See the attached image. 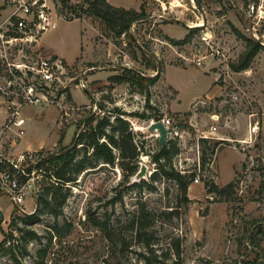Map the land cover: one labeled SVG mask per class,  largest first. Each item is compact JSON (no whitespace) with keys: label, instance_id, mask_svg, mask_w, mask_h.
Instances as JSON below:
<instances>
[{"label":"rangeland","instance_id":"1","mask_svg":"<svg viewBox=\"0 0 264 264\" xmlns=\"http://www.w3.org/2000/svg\"><path fill=\"white\" fill-rule=\"evenodd\" d=\"M261 2L146 0L138 11L141 20L121 36L88 14L78 11L67 18L89 20L99 34L96 42L107 40L106 60L82 66L95 67L88 76L101 75L86 78L87 90L72 87L68 107H23L22 127L10 123L7 107L0 104V158L5 162H0V185L6 173L24 183L22 171L38 159L66 152L87 118L93 116L94 126L119 110L143 144L139 165L145 162L152 172L160 170L151 159L159 149V134L148 127L153 119H171L180 135L169 137L167 143H176L180 151L166 168L184 177L187 194L181 183L162 175L156 181L148 176L146 187H129L132 182H124L118 165L88 169L69 188L47 178L44 171H34L27 180L36 186L26 194L22 209L0 189V243L7 238L0 247V264H146L147 251L127 223L130 215L120 217L143 210V222L151 226L146 238L156 242L152 264L173 256L171 245L178 239L183 264H264V51L250 69H230L246 50L236 31L263 41L264 19L250 13V6ZM62 22L58 28L65 26L68 37L81 35L80 23ZM90 39L88 30L84 46L90 58L99 59L104 49H93ZM114 76L130 82H111ZM214 115L219 120L214 121ZM21 155L26 159L19 160ZM11 164L19 172L14 173ZM56 170L51 167L50 173ZM231 183L224 194L210 191L212 185L222 190ZM45 188L56 194L54 208L68 196L62 215H43L37 223L25 224L21 218L36 211ZM95 220L107 224L109 238L125 242L126 248L107 239ZM30 232L37 238L30 239ZM156 255L159 258H153Z\"/></svg>","mask_w":264,"mask_h":264},{"label":"trees","instance_id":"2","mask_svg":"<svg viewBox=\"0 0 264 264\" xmlns=\"http://www.w3.org/2000/svg\"><path fill=\"white\" fill-rule=\"evenodd\" d=\"M77 1L78 3H72L70 0H63V12L68 11V13L75 14L79 11L82 14L97 17L102 20L106 26L110 27L113 31H116L118 36L126 34L131 27L142 18V14H139L138 11L113 7L107 0ZM77 18L79 19L81 17L78 16L76 19ZM236 34L246 42V50L237 63L230 64V69L235 73H240L250 69L257 55L261 51H264V46L258 41L242 36L237 31ZM123 70L128 75L133 74L129 69ZM138 77L141 80H144L142 76L138 75ZM110 81L115 83L130 82L129 79H125L120 76L111 77ZM87 93L91 98L92 95L88 91ZM91 100L93 101V97ZM117 113V115H110L100 119L94 126H92L94 121L93 116H90L84 122V127L88 128L89 131H86L85 128H83L82 132L74 137L71 147L67 149L66 152L63 149L61 152L46 156L37 163L29 165V167L25 170V173L31 175L34 171H44L47 178L54 177L62 187L69 188V186L77 180V177L88 169H95L101 165H108L112 167L118 165L121 166V169L124 171V182L129 184L132 182V178L140 169L139 158L142 153H144V148L143 144L138 143L135 139L130 122L121 117L123 114H121L119 110ZM111 116L114 117V119ZM179 151V146L173 142L167 143L162 151H159L158 149L157 153L151 157V159L154 164L160 166V170L153 172L154 174H152L151 180L156 181L160 175L167 177L168 179H172L173 181L183 185V191L186 195L188 185L187 183L182 182L184 177L173 169L170 168L168 170L166 168L167 164H170L172 157L177 155ZM116 152H119V157L116 156ZM79 155H81V158H78ZM118 159L122 160V164H120V161L117 162ZM123 162L125 163L123 164ZM122 165H125V167ZM51 167H55L57 170L50 173ZM22 177L26 178L25 181L27 180V176L24 175ZM146 186L147 183L142 180L141 182L134 183L129 187L143 188ZM232 187L233 183L229 184L225 189L220 190L217 186L212 185L210 191L224 194ZM55 195L56 194L52 192L51 188H45L43 193L38 196L39 198L37 199L36 211L33 214H25L24 218H21V220L24 221L25 224L31 225L37 223L43 215H52L55 218H58L62 215L63 205L68 196H63L60 205L54 208L52 205L56 199ZM129 215L130 217L127 219L128 226L135 231L138 243H140L147 251V253L143 255V259L146 264H152L151 259L152 255H154V250H152L154 248H152V246L155 245L156 242L155 240L146 238L147 229L151 226L150 224L143 222L145 211H137L126 215L124 213L121 214L120 217ZM95 221V225L101 228L106 234L107 239L113 242L108 235V225L104 223L101 224L100 222H97V220ZM11 237L13 238V235H11ZM29 238L36 239L37 235L34 232H30ZM6 240L7 238L0 243V247ZM113 243L118 246L122 245L124 249L126 248V243L123 242L122 244L120 240ZM171 246L174 250L173 256L171 255L168 259H166L167 262L164 261L159 263L183 264L181 258V240H176ZM153 258L157 259L159 256L156 255L153 256ZM247 264H254V261H249Z\"/></svg>","mask_w":264,"mask_h":264},{"label":"built area","instance_id":"3","mask_svg":"<svg viewBox=\"0 0 264 264\" xmlns=\"http://www.w3.org/2000/svg\"><path fill=\"white\" fill-rule=\"evenodd\" d=\"M0 1V104L7 107L10 123L22 127L26 124V120L21 117L23 107L44 103L68 107L70 89L87 90L86 78L95 67L70 65L59 57H46L42 51L44 35L55 31L59 21H67L70 15L75 16L68 11L63 12V0ZM70 1L78 3L77 0ZM261 3L257 7L250 6V13L256 14L260 20L264 19V0ZM262 39L258 42L264 46V35ZM198 65L201 63L198 62ZM160 121L168 129L169 137L180 135L171 119ZM27 158L32 159L33 155L28 154ZM20 159L26 157L21 155ZM0 162L5 163L3 158H0ZM14 166L15 169L12 168ZM10 168L14 173L19 172L16 165L11 164ZM153 172L149 167V176ZM1 177V192L10 196L17 209H22L26 194L35 189L34 180L28 179L20 184L10 173ZM199 181L197 177L194 183L198 184ZM2 218L3 213L0 211V222Z\"/></svg>","mask_w":264,"mask_h":264},{"label":"crops","instance_id":"4","mask_svg":"<svg viewBox=\"0 0 264 264\" xmlns=\"http://www.w3.org/2000/svg\"><path fill=\"white\" fill-rule=\"evenodd\" d=\"M110 5L116 8H124L126 10H135L140 11L141 7L146 0H130L127 3L123 0H107ZM127 4V5H126ZM164 17V16H161ZM165 18V17H164ZM78 22L81 26V35L76 34L71 37L67 36L65 26L59 28L55 31L48 32L44 35L41 46L42 51L46 57H59L66 61L70 65H77L82 67L84 65L89 64H102L104 60L108 57V49L109 47L105 46L104 41L100 40L98 43L96 42V37L99 35L98 31L95 29V26L86 19H75L73 21H64L65 23H73ZM85 25V26H84ZM91 31V39L90 43L94 47L100 46L104 49V53L99 56V59L90 58L87 52L86 47L84 46V35ZM81 38V39H80ZM88 47V46H87ZM98 69L103 70V68L98 67ZM105 69V68H104ZM101 75V73H96L95 75L88 76L89 78L97 77ZM75 91H73V98L75 101ZM92 98V97H91ZM90 98V99H91ZM92 100H88V103H91ZM86 103V104H88Z\"/></svg>","mask_w":264,"mask_h":264},{"label":"water","instance_id":"5","mask_svg":"<svg viewBox=\"0 0 264 264\" xmlns=\"http://www.w3.org/2000/svg\"><path fill=\"white\" fill-rule=\"evenodd\" d=\"M148 131L158 132L159 151H162L169 140L168 129L165 127L162 121L156 120L150 124V126L148 127ZM148 176H149V166L145 162H143L140 164V169L137 172V174L132 178V184L139 183L142 180H145ZM150 176H152V174Z\"/></svg>","mask_w":264,"mask_h":264},{"label":"bare ground","instance_id":"6","mask_svg":"<svg viewBox=\"0 0 264 264\" xmlns=\"http://www.w3.org/2000/svg\"><path fill=\"white\" fill-rule=\"evenodd\" d=\"M213 120L217 121V116H214Z\"/></svg>","mask_w":264,"mask_h":264}]
</instances>
